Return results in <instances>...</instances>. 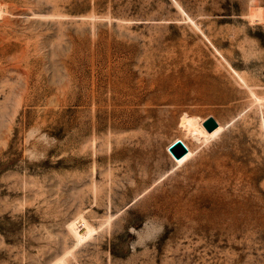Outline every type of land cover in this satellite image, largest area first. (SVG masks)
<instances>
[{"label":"rangeland","instance_id":"1","mask_svg":"<svg viewBox=\"0 0 264 264\" xmlns=\"http://www.w3.org/2000/svg\"><path fill=\"white\" fill-rule=\"evenodd\" d=\"M0 3V264H264V0Z\"/></svg>","mask_w":264,"mask_h":264},{"label":"bare ground","instance_id":"2","mask_svg":"<svg viewBox=\"0 0 264 264\" xmlns=\"http://www.w3.org/2000/svg\"><path fill=\"white\" fill-rule=\"evenodd\" d=\"M6 6L3 3H0V16H2L6 12ZM252 19H258L260 21L263 20V14L261 11H253L251 13ZM262 19V20H261ZM253 22V21H252ZM213 124L217 122V120L212 119V117H208L205 121L204 120H192L187 123V131L193 136V138L197 140H204L207 141L208 139L214 138L219 135L224 130V125L217 124L213 130H208L205 123ZM172 145L171 150L169 147ZM167 150L171 157L175 160L176 163H183L187 161L191 155L195 152L189 145V143L183 137H175L168 145ZM173 169V168H172ZM175 169V168H174ZM61 264L66 263L65 259L62 258L60 260Z\"/></svg>","mask_w":264,"mask_h":264},{"label":"water","instance_id":"3","mask_svg":"<svg viewBox=\"0 0 264 264\" xmlns=\"http://www.w3.org/2000/svg\"><path fill=\"white\" fill-rule=\"evenodd\" d=\"M212 119H214V118L212 117ZM217 124H218L217 122H214L213 124H208L207 122L205 123L207 129L210 130V131L213 130L214 127H216ZM171 147H170V150H171Z\"/></svg>","mask_w":264,"mask_h":264}]
</instances>
